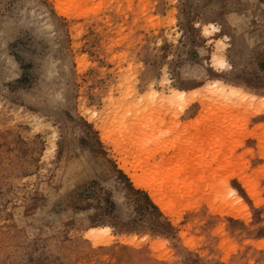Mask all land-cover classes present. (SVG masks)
<instances>
[{"label":"rangeland","instance_id":"1","mask_svg":"<svg viewBox=\"0 0 264 264\" xmlns=\"http://www.w3.org/2000/svg\"><path fill=\"white\" fill-rule=\"evenodd\" d=\"M0 264H264V0H0Z\"/></svg>","mask_w":264,"mask_h":264},{"label":"bare ground","instance_id":"2","mask_svg":"<svg viewBox=\"0 0 264 264\" xmlns=\"http://www.w3.org/2000/svg\"><path fill=\"white\" fill-rule=\"evenodd\" d=\"M214 56V55H213ZM216 59H219V58H217V55H216V57H215ZM219 63H223V61L221 60ZM219 83H221V82H219L218 80H216V81H213V83H212V85H211V88H216V89H218V90H220V92H222V93H226V91H227V88H225V86L227 85V84H224L223 83V86H221ZM225 85V86H224ZM230 86V85H229ZM234 88V87H233ZM233 88H231L230 89V93H229V95H231V96H236V91L233 89ZM172 89H174V88H172ZM175 95H178L179 97H184V95H185V93L186 92H184V91H180V90H174V92H173ZM238 93H239V91H238ZM173 94V95H174ZM242 94V93H241ZM243 95H245V94H243ZM122 167H125L124 165L122 166ZM134 178V180L135 181H137L138 183H143V184H146V182L145 181H143L142 179H139V178H137L136 176H134L133 177ZM152 199H154V201L156 202V203H158L159 205H161L162 207H164L165 205H167L166 203L164 204L163 203V201H162V199H160L161 197L160 196H158L157 195V193L156 192H153V194H152ZM236 197V196H235ZM167 207V206H166ZM163 209V208H162ZM107 230H108V228L107 227H93V228H91L90 229V233L93 235V237L94 238H97L98 236H97V234L99 233V232H107Z\"/></svg>","mask_w":264,"mask_h":264}]
</instances>
